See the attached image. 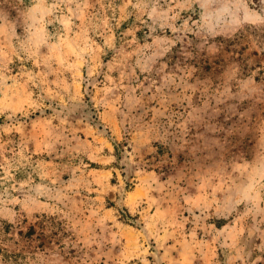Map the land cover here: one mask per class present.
<instances>
[{"label": "rangeland", "instance_id": "obj_1", "mask_svg": "<svg viewBox=\"0 0 264 264\" xmlns=\"http://www.w3.org/2000/svg\"><path fill=\"white\" fill-rule=\"evenodd\" d=\"M0 264H264V0H0Z\"/></svg>", "mask_w": 264, "mask_h": 264}]
</instances>
